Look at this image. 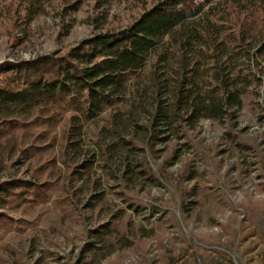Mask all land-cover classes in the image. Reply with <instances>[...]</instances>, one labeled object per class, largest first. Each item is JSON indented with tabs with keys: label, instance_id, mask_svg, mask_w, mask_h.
I'll return each instance as SVG.
<instances>
[{
	"label": "rangeland",
	"instance_id": "374dc122",
	"mask_svg": "<svg viewBox=\"0 0 264 264\" xmlns=\"http://www.w3.org/2000/svg\"><path fill=\"white\" fill-rule=\"evenodd\" d=\"M157 1L43 0L25 23L23 0H0V65L62 55ZM253 60L264 83V57ZM252 95L232 127L204 120L162 142L138 111L121 132L110 112L87 123L77 149L69 114L5 135L0 183L31 180L46 199L3 210L12 222L0 229V264H264L263 88ZM106 223L101 240L93 232Z\"/></svg>",
	"mask_w": 264,
	"mask_h": 264
},
{
	"label": "trees",
	"instance_id": "16d2710c",
	"mask_svg": "<svg viewBox=\"0 0 264 264\" xmlns=\"http://www.w3.org/2000/svg\"><path fill=\"white\" fill-rule=\"evenodd\" d=\"M23 3V21L30 23L43 0ZM255 52L264 57V0H159L130 26L94 33L62 55L0 65V140L65 114L73 149L84 125L107 112L120 132L135 111L145 113L148 125L141 128L160 142L185 137L204 120L232 127L245 98L264 91ZM45 187L0 183V229L12 222L3 210L44 201ZM111 233V223L93 232L101 240Z\"/></svg>",
	"mask_w": 264,
	"mask_h": 264
}]
</instances>
